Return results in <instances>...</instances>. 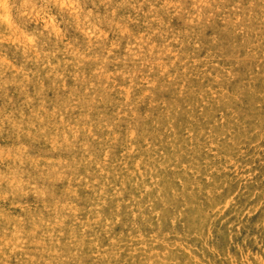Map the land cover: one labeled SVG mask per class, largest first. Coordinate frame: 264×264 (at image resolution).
I'll list each match as a JSON object with an SVG mask.
<instances>
[{"label":"rangeland","instance_id":"rangeland-1","mask_svg":"<svg viewBox=\"0 0 264 264\" xmlns=\"http://www.w3.org/2000/svg\"><path fill=\"white\" fill-rule=\"evenodd\" d=\"M0 264H264V0H0Z\"/></svg>","mask_w":264,"mask_h":264},{"label":"bare ground","instance_id":"bare-ground-1","mask_svg":"<svg viewBox=\"0 0 264 264\" xmlns=\"http://www.w3.org/2000/svg\"><path fill=\"white\" fill-rule=\"evenodd\" d=\"M178 3V2H177ZM207 4V3H206ZM251 5V4H250ZM229 22V21H228ZM249 29V28H248ZM231 54V53H230ZM136 58V57H135ZM165 66V65H164ZM203 102V101H202ZM54 124V123H53ZM236 141V140H235ZM216 144V143H215ZM48 153V152H47ZM56 167V166H55ZM190 169V168H189ZM198 172V171H197ZM196 182V181H195ZM102 186V185H101ZM158 187V186H157ZM121 193V192H120ZM163 197V196H162ZM94 202V201H93ZM207 224V223H206ZM138 233V232H137Z\"/></svg>","mask_w":264,"mask_h":264}]
</instances>
